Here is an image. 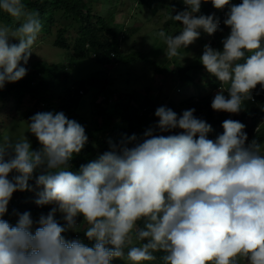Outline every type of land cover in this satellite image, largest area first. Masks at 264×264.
<instances>
[{
	"label": "clouds",
	"instance_id": "obj_1",
	"mask_svg": "<svg viewBox=\"0 0 264 264\" xmlns=\"http://www.w3.org/2000/svg\"><path fill=\"white\" fill-rule=\"evenodd\" d=\"M202 3L183 0L187 7L171 15L180 22L176 34L156 32L165 58L179 56L198 29L216 34L221 21L211 13L195 15ZM227 4L221 15L229 31L222 47L203 45L199 61L221 85L210 107L237 113L257 83L264 89V0H211L217 9ZM0 14L12 21L0 20L2 88L25 75L42 25L25 0H0ZM193 111L177 115L156 107L157 119L139 137L109 140L106 151L76 171L69 160L87 136L62 111L28 117L26 130L38 141L37 149H30L24 134L0 136V216L14 190L35 186L34 203L52 205L35 219L27 208L13 209L14 223L0 219V264H110L113 258L142 264L155 260L157 252L163 264H237L238 256L247 264H264L260 145L255 139L246 144L244 124L230 118L221 121L222 133L207 138L210 125ZM33 179L34 185L27 183ZM56 212L63 213V224ZM77 216L91 243L62 235L77 231Z\"/></svg>",
	"mask_w": 264,
	"mask_h": 264
},
{
	"label": "trees",
	"instance_id": "obj_2",
	"mask_svg": "<svg viewBox=\"0 0 264 264\" xmlns=\"http://www.w3.org/2000/svg\"><path fill=\"white\" fill-rule=\"evenodd\" d=\"M155 2L156 0H137V6L146 7L154 15L159 12L154 5ZM25 3L28 10H34L39 14L42 25L39 34L46 35L39 43L64 50L67 64L47 63L40 59L36 60L31 55L30 60L24 64L27 69L25 75L15 82H6L0 88V136L7 135L6 132L8 131H11V135L26 133L19 131L17 122H9L11 119L24 122L32 114L39 111H52L53 113L62 111L66 117L77 120L83 126L87 136L83 147L69 160L70 170L76 171L80 164L86 163L106 151L109 140L116 143L122 135L127 136L133 133L139 137L143 130L157 119L153 115L156 107L163 105L171 108L177 115L180 114L181 111L177 108L174 99L161 95L160 101H157L148 96V85L157 86L159 91H163V85L156 79H148V66L154 67V62L135 52H131L129 55L122 54L119 46L122 39L126 41L128 37L133 35L132 28H124L123 31L125 30V32L120 39L122 29L117 30L116 27L109 24L110 20L93 12L91 0H25ZM161 7L165 10L167 27L171 28V25L180 27V22L173 20L171 15H175L177 11L187 7L183 4V0H166ZM225 9L227 11L228 4ZM216 11L217 8H213L211 0H203L195 15L211 13L214 17L218 15ZM224 18L225 16L221 18V23L216 31L218 37L223 36L226 28H229L223 24ZM0 20L12 22L3 14H0ZM198 31V37L203 35L205 38H196V40L203 44H206L208 40V45L213 48L215 43L210 40V34L200 29ZM89 57L93 58L97 64L105 67H111L115 63L122 62L123 64H119L121 68L132 67L137 69L141 82V98H137L132 92L121 93L109 89V80L100 72H96L78 83L70 84L67 65H73L75 61L89 59ZM184 59L186 58L182 60ZM173 62H176L173 64V68L162 73L163 82L176 81V78L172 77V75H176L180 83L192 84L198 91L203 85L205 87L209 85L214 93L217 92L219 81L205 70L199 61V57L187 59L184 67L179 66L178 59H174ZM190 70L192 72L187 73ZM167 75L171 76L166 77ZM195 75H201L199 78L205 79V82L203 84L193 82ZM85 85L98 86V91L93 95L91 101L95 102L98 95H103L106 105L104 108L99 106L96 108V104L92 103L87 115L81 117L79 115V102L84 93ZM183 87L184 85H179V88ZM255 87H257L258 94L242 101V109L237 113L213 110L210 107V102L215 94L211 95V93L195 94L181 100L180 103L187 104L189 108L194 109L197 117L204 119L209 125H213L218 132L223 130L221 121L224 119L230 118L240 121L244 124V132L247 133L248 142L255 139L256 143L260 145L261 153L264 154V89H261L259 85ZM224 95L227 96L226 91ZM126 98L138 102V106H132L128 100L123 101ZM9 110L10 113L7 114ZM255 127H257L256 131ZM169 131L175 133L181 130L172 129ZM160 134L167 135L169 133ZM207 134L206 137L209 138ZM28 141L30 149L40 147L36 138L33 141ZM12 174L10 172L8 176L10 177ZM27 183L34 185V179ZM37 191L35 186L32 191L27 189L14 190L7 202L6 212L0 216V219L14 223L16 217L13 214V209L20 211L27 208L30 215L34 217L33 219L41 213L46 214L52 205H36L34 201ZM62 216L63 213L57 212V216L54 218L57 219L58 223L63 224ZM75 219L76 229L83 233L86 225L82 221V217L77 216ZM62 235L66 239H70V235L73 236V230L70 229ZM84 242L91 243L87 238ZM154 255L156 256L155 260L144 261L142 264H163L160 259L162 254L157 252ZM244 262L247 263L245 260ZM237 264H240L238 257Z\"/></svg>",
	"mask_w": 264,
	"mask_h": 264
},
{
	"label": "rangeland",
	"instance_id": "obj_3",
	"mask_svg": "<svg viewBox=\"0 0 264 264\" xmlns=\"http://www.w3.org/2000/svg\"><path fill=\"white\" fill-rule=\"evenodd\" d=\"M93 5V12H96L100 16L107 18V20H110L109 24L112 27H116L117 30L123 31L124 28H132L133 35L128 37L126 41H123V32L120 31V39H122V42L120 44V50L122 54L129 55L131 52H135L138 55H144L148 59L152 60L154 62V67L148 66V79L153 80L156 79L160 84L163 85V91H159L157 86L154 85H148V96L153 99L160 101L161 95H166L168 98H172L175 100V103L177 105V108L179 111L188 109L189 106L187 104L180 103L181 100L188 98L189 96L195 95V94H206L211 93V95H214V90L211 89V87L208 85L205 87L203 85L201 88H199V91L197 88H195L192 84H187V82L180 83L179 79L176 77V75H172V77L176 78V81L169 80L168 82H163L162 79V73L167 72L173 68V64L176 62H173L174 59H178V63L180 67L186 66V60L189 58H197L200 57L202 50H203V43H199L196 38H205V36H197L193 39L187 46L183 47L181 50H179L180 55L177 57H173L171 59L165 58L163 54V49L165 48V45L163 42L156 36V32L159 29H163L166 33L175 35L176 32L179 30V27L172 26L171 28L167 27L166 25V18H165V10L161 6L164 5L166 0H156L155 6L158 8V11L156 14L152 15L146 7H138L137 6V0H91ZM201 6V5H200ZM225 6H223V12L220 13L219 9H217L215 15V19L217 21H220L222 17L221 14H224L226 12ZM214 8V7H213ZM220 14V15H219ZM172 29V30H171ZM218 29V26H217ZM216 29V30H217ZM169 30V31H168ZM229 28H226V32L223 33V36L218 37L216 34H210V40L214 42L215 49H220L222 47V38L225 37L228 34ZM45 34H38L36 41L32 45V52L29 53L27 61L30 60L31 55L34 56V59L36 60H43L47 63H54V64H67V57L65 56V51L62 49H58L56 47H51L50 45H45L39 43L43 37H45ZM208 44V40L207 43ZM183 58H186L182 60ZM119 64H123L122 62L115 63L111 67H105L102 65L97 64L93 58L89 57V59H80L73 63V65L68 66V77H69V83L73 84V82L78 83L86 77L93 75L96 72H100V74L106 76V78L109 80V89L124 93V92H132L137 98H141V82L138 76V71L135 68L132 67H122ZM192 72V70L188 71L187 73ZM171 75H167L166 77H169ZM201 75H195L193 77V82L203 84L205 82L204 80H201L199 77ZM207 80V79H206ZM200 81V82H199ZM184 85L183 88H179V85ZM259 85V83H257ZM255 85V86H257ZM218 89L219 91L221 89L220 83H218ZM253 87V89L250 90V97H254L255 94H258L257 87ZM260 86V85H259ZM259 88V87H258ZM98 91V86H89L85 85L83 89V95L80 98L79 102V115L81 117H84L87 115L90 106L92 103L96 104L100 108H104L105 98L103 95H98L95 102H92V97L95 95ZM225 93V92H224ZM223 93V94H224ZM128 100L129 103L137 107L138 102L126 98L123 101ZM27 104V103H26ZM137 110V109H136ZM10 113V110L7 112V114ZM193 115L197 117V114L195 111H193ZM73 119V118H71ZM75 120V119H74ZM77 121V120H76ZM9 122L16 123L19 126L20 130L22 132L26 133H16L11 135V131L6 132L7 135L11 139H18L22 134L28 139L33 141L35 139L34 135L29 133L26 130V123L27 120L19 121L11 119ZM255 131L257 130V127L254 128ZM222 130V129H220ZM223 131V130H222ZM218 132L216 128H214L213 125H210V131L208 132L207 136L209 139H214L217 134L222 133ZM244 131V128L242 129ZM248 137L246 136L245 143H248ZM57 216V212L54 214V217ZM77 231H73L74 235H70V239L79 238L81 241L84 242V234L79 229H76ZM240 264H245L244 259L242 257H239ZM122 262L119 258H113L110 264H124V261ZM247 264V263H246Z\"/></svg>",
	"mask_w": 264,
	"mask_h": 264
},
{
	"label": "built area",
	"instance_id": "obj_4",
	"mask_svg": "<svg viewBox=\"0 0 264 264\" xmlns=\"http://www.w3.org/2000/svg\"><path fill=\"white\" fill-rule=\"evenodd\" d=\"M202 1V0H201ZM219 12L222 13L223 12V7L219 8ZM223 15V14H222ZM217 24L219 25V22H217Z\"/></svg>",
	"mask_w": 264,
	"mask_h": 264
}]
</instances>
